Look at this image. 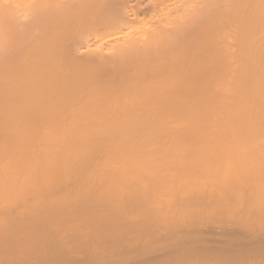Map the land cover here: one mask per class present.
<instances>
[{
  "label": "bare ground",
  "instance_id": "6f19581e",
  "mask_svg": "<svg viewBox=\"0 0 264 264\" xmlns=\"http://www.w3.org/2000/svg\"><path fill=\"white\" fill-rule=\"evenodd\" d=\"M212 216L264 234V0H0V264H264Z\"/></svg>",
  "mask_w": 264,
  "mask_h": 264
},
{
  "label": "rangeland",
  "instance_id": "374dc122",
  "mask_svg": "<svg viewBox=\"0 0 264 264\" xmlns=\"http://www.w3.org/2000/svg\"><path fill=\"white\" fill-rule=\"evenodd\" d=\"M106 54V53H105ZM108 55H110V54H108ZM213 217V216H212ZM221 217H213V219L212 218H210L209 217V219L208 218H205V219H208L209 220V222H208V220L206 221H204L205 222V224L203 223V221H202V223L201 224H199V225H195V227H194V225L192 226V228L190 229V235H193V237H195V235H196V237L197 238H201V239H205V241H207L206 240V238H208V242H209V239H211V242H212V240H214V242H215V240H216V242L215 243H217L218 242V240H219V242H221L222 243V247L224 248L225 246H224V244L226 243L225 242V240L228 238H230V240H232V237L233 236H236L237 234L239 235V237H240V239H242V241L244 242V243H246L247 241L246 240H248V246H249V243L251 244V242L253 243L254 242V238H255V243L254 244H256L257 243V241H259V239L261 238V236H262V238L264 237V234H261L260 233V231H259V229L257 230V226L253 223V224H251L250 225V227L248 226L249 224H247V221H246V219H243L244 217H242V219L240 218H236V216H233V218L231 217V219L232 220H227L226 219V221H224L225 219H222L221 218V220H219ZM212 220V222H211V220ZM218 219V220H217ZM235 219V220H234ZM241 220V222L244 224L243 226L242 225H240V224H242L241 222H239ZM243 220V221H242ZM228 221H230V222H228ZM233 221H235V222H233ZM237 221V222H236ZM207 222V223H206ZM214 222V226L212 227V223ZM208 223H211V224H208ZM219 223V224H218ZM231 223V224H230ZM236 223V224H235ZM237 223H239V224H237ZM217 224V225H216ZM246 224V225H245ZM203 225H205V226H203ZM216 225V226H215ZM229 225V226H228ZM237 225V226H236ZM253 225H255L256 227L254 228V226ZM197 226V227H196ZM198 226H200V227H198ZM218 226V227H217ZM220 226V227H219ZM230 226H232V227H230ZM241 226V227H240ZM245 226L247 227V228H245ZM253 226V227H252ZM206 229H204V228ZM210 227H212V228H210ZM243 227V228H242ZM195 228V229H194ZM215 229V232L213 231L214 229ZM219 228L221 229V230H219ZM223 228V229H222ZM252 228H254L255 229V231H253L252 230ZM199 229V230H198ZM241 229V230H240ZM243 229V230H242ZM217 230H219V231H217ZM164 231V230H163ZM163 231H160L159 233H158V237L160 238V239H162V238H165L166 237V235L167 236H170V232H168L167 230V232H163ZM210 231H211V233H210ZM202 232V233H201ZM208 232V233H207ZM255 232V233H254ZM258 233H259V236H258ZM165 234V235H164ZM226 234V235H225ZM256 234V235H255ZM215 235V236H214ZM223 235V236H222ZM230 237H229V236ZM238 235H237V237H238ZM206 236V237H205ZM211 236V237H210ZM222 236V237H221ZM258 236V237H257ZM205 237V238H204ZM224 237H226V238H224ZM242 237V238H241ZM254 237V238H253ZM260 237V238H259ZM166 238H168V237H166ZM222 239V241H221V239ZM256 238H259V239H257L256 240ZM261 238V239H262ZM227 239V240H228ZM253 241H252V240ZM264 240V239H263ZM151 241L152 240H150V243H151ZM224 241V242H223ZM261 241V240H260ZM214 242H212V243H210V245H213V244H215ZM218 242V243H219ZM229 242V241H228ZM262 242H264V241H262ZM262 242H258V244L257 245H261L262 244ZM220 243V244H221ZM246 243V244H247ZM207 244V243H206ZM264 244V243H263ZM262 244V245H263ZM147 245V246H146ZM257 245H254L255 247H257ZM220 246V245H219ZM220 246V247H221ZM248 246H246V247H248ZM253 245H251V247H252ZM253 246V247H254ZM152 246L151 245H149L148 243H146L144 246H143V244H137V245H135L130 251L128 250V251H126V252H128V253H130L131 255L133 254L134 256H136V259L138 260V259H140V260H142V258H144L143 260H150L149 258L151 257L150 255L152 254V255H154V253L156 254V251L158 252V250H156L155 249V251H154V253H153V249L151 248ZM212 247H214V246H212ZM252 247V248H253ZM168 248V249H167ZM249 248V247H248ZM247 248V249H248ZM146 249V250H145ZM150 249H151V251H150ZM172 249H174L173 247H166L165 249H163V250H161L162 251V253L163 252H165V251H167V250H172ZM145 250V251H144ZM150 251V252H149ZM160 251V252H161ZM134 252V253H133ZM152 252V253H151ZM150 253V254H149ZM149 254V255H148ZM145 255V256H144ZM144 256V257H143ZM140 257H142V258H140ZM145 257H147V258H145Z\"/></svg>",
  "mask_w": 264,
  "mask_h": 264
}]
</instances>
